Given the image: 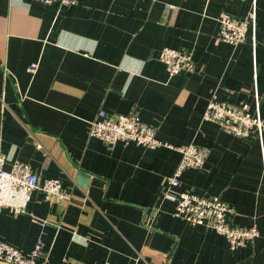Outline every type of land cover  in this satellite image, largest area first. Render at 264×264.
<instances>
[{
  "label": "crops",
  "instance_id": "obj_1",
  "mask_svg": "<svg viewBox=\"0 0 264 264\" xmlns=\"http://www.w3.org/2000/svg\"><path fill=\"white\" fill-rule=\"evenodd\" d=\"M74 1L0 0L5 168L25 163L70 194L35 190L23 212L0 211V240L28 254L39 239L49 264H264V133L237 138L202 119L213 95L264 119V0L237 46L216 41L217 18L246 16L252 0ZM164 47L188 50L195 71L169 77ZM99 110L138 114L171 147L104 144L88 132ZM188 144L207 159L168 188ZM181 190L219 198L229 223L255 225L257 237L230 250L212 228L176 217Z\"/></svg>",
  "mask_w": 264,
  "mask_h": 264
},
{
  "label": "built area",
  "instance_id": "obj_2",
  "mask_svg": "<svg viewBox=\"0 0 264 264\" xmlns=\"http://www.w3.org/2000/svg\"><path fill=\"white\" fill-rule=\"evenodd\" d=\"M44 4L57 3L59 5H73L74 0H37ZM252 10L244 17H236L221 12L217 18L220 27L216 41L233 46L242 44L249 29L255 23V0H252ZM158 60L164 65L169 77L181 72L192 73L196 67L192 54L185 49L164 47L160 50ZM37 63H30L28 73L34 75ZM255 103H258L256 92ZM2 100V95H1ZM203 121L217 124L221 130L237 138L255 136L262 139L264 133V119L258 111L251 114L247 105H233L213 95L208 100L202 114ZM89 135L102 141L106 145L116 143H133L148 149L161 146H171L160 141L154 129L145 124L138 114L113 115L99 110L97 116L89 123ZM39 149V145H36ZM181 159L173 176L166 182L168 188L180 186V175L188 168L200 170L208 156V151L194 144L177 147ZM5 157L0 153V211L8 210L12 214L24 211L31 194L39 190L46 198H55L66 202L70 194L63 189L59 179L50 178L40 180L30 167L15 161L9 169L5 168ZM264 171V156L262 157ZM230 207L217 197L206 198L192 191L181 190L176 194V209L174 215L192 225L212 228L227 242L230 250L250 244L258 235L255 225L234 226L228 221ZM44 226V222L40 223ZM42 243L38 239L34 248L24 254L9 243L0 240V264H49L41 252ZM64 264V263H62ZM108 264V263H103Z\"/></svg>",
  "mask_w": 264,
  "mask_h": 264
},
{
  "label": "water",
  "instance_id": "obj_3",
  "mask_svg": "<svg viewBox=\"0 0 264 264\" xmlns=\"http://www.w3.org/2000/svg\"><path fill=\"white\" fill-rule=\"evenodd\" d=\"M79 178H80V181L82 182L81 184L84 183V181H82L81 179L84 178V177H88V175L82 171L79 172L78 174Z\"/></svg>",
  "mask_w": 264,
  "mask_h": 264
}]
</instances>
